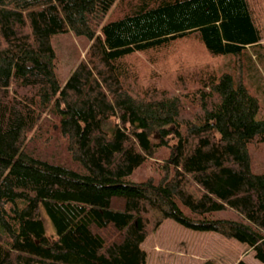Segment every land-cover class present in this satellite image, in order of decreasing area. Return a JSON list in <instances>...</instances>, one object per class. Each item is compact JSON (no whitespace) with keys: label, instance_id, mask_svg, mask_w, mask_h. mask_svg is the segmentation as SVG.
<instances>
[{"label":"trees","instance_id":"1","mask_svg":"<svg viewBox=\"0 0 264 264\" xmlns=\"http://www.w3.org/2000/svg\"><path fill=\"white\" fill-rule=\"evenodd\" d=\"M122 2L0 0V264H148L169 219L264 263V116L244 74L264 0ZM68 32L91 45L64 84L52 37ZM191 38L240 66L194 59L135 88L127 58ZM160 148V174L131 181Z\"/></svg>","mask_w":264,"mask_h":264},{"label":"rangeland","instance_id":"2","mask_svg":"<svg viewBox=\"0 0 264 264\" xmlns=\"http://www.w3.org/2000/svg\"><path fill=\"white\" fill-rule=\"evenodd\" d=\"M124 2L135 3V0H123L122 3ZM120 10V6L115 5L108 15L112 12L113 15H118L117 12ZM52 43L57 56V72L61 82L65 84L73 70L86 58L91 42L87 36L68 32L54 35ZM262 43L264 46V38ZM262 49L264 52V48ZM258 50L260 48L250 49L252 59L249 60L248 69H244V74L246 72L248 88L262 104V115L264 116V57L260 56L261 51ZM163 52L152 51L127 58L131 72L138 76L136 89L140 90V83L141 85L146 84L158 73L171 77L179 68L177 66L179 63L180 68L183 63L185 68L195 69L194 59L199 60L198 63L202 66L212 67L215 70H230L233 65L236 68L240 66L234 58L223 59L210 56L197 38L182 40L176 43L169 52ZM154 60L158 63L155 64ZM167 61H173V65L168 67ZM188 87L193 89L190 84ZM154 140L159 142V136L155 135ZM168 151L166 148L157 150L154 157L148 159L137 169L130 180L144 181L149 177L158 176L161 165L168 156ZM252 155L256 168L262 170L264 145L252 147ZM64 160L71 161L66 155H64ZM44 219L48 232L54 233L52 223L46 214H44ZM143 247L148 253V264H238L240 261L246 264H264L255 258L254 251L245 244L227 239L214 232H197L187 229L171 219L165 220L155 232L150 234Z\"/></svg>","mask_w":264,"mask_h":264}]
</instances>
